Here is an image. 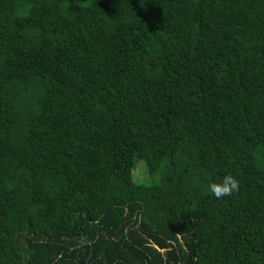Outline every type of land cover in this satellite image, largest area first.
Segmentation results:
<instances>
[{
  "label": "trees",
  "instance_id": "trees-1",
  "mask_svg": "<svg viewBox=\"0 0 264 264\" xmlns=\"http://www.w3.org/2000/svg\"><path fill=\"white\" fill-rule=\"evenodd\" d=\"M0 264H264V0H0Z\"/></svg>",
  "mask_w": 264,
  "mask_h": 264
},
{
  "label": "clouds",
  "instance_id": "clouds-1",
  "mask_svg": "<svg viewBox=\"0 0 264 264\" xmlns=\"http://www.w3.org/2000/svg\"><path fill=\"white\" fill-rule=\"evenodd\" d=\"M239 188V180L231 173L225 174L221 179L208 184V192L217 199L231 196L237 193Z\"/></svg>",
  "mask_w": 264,
  "mask_h": 264
},
{
  "label": "rangeland",
  "instance_id": "rangeland-1",
  "mask_svg": "<svg viewBox=\"0 0 264 264\" xmlns=\"http://www.w3.org/2000/svg\"><path fill=\"white\" fill-rule=\"evenodd\" d=\"M135 133H137V132H134V134H135ZM146 135H147V131H146V129H145V137H146ZM130 139H132L131 136H130ZM134 173H135V175H136V179H137V181L143 179V178L146 176V175L144 174L142 168L140 167V165L137 166V168H136V170H135Z\"/></svg>",
  "mask_w": 264,
  "mask_h": 264
}]
</instances>
